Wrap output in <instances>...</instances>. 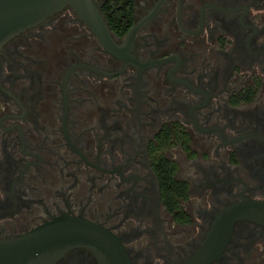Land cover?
<instances>
[{
  "label": "flooded vegetation",
  "instance_id": "obj_1",
  "mask_svg": "<svg viewBox=\"0 0 264 264\" xmlns=\"http://www.w3.org/2000/svg\"><path fill=\"white\" fill-rule=\"evenodd\" d=\"M108 1L118 45L141 23L130 60L70 6L0 48V239L70 215L132 264H182L222 210L264 202V0H133L123 35ZM211 264H264V224L236 220Z\"/></svg>",
  "mask_w": 264,
  "mask_h": 264
},
{
  "label": "water",
  "instance_id": "obj_2",
  "mask_svg": "<svg viewBox=\"0 0 264 264\" xmlns=\"http://www.w3.org/2000/svg\"><path fill=\"white\" fill-rule=\"evenodd\" d=\"M70 6L91 27L101 44L130 60L129 51L141 23L118 45L95 0H0V48L11 38ZM264 224V202L245 199L229 205L211 222L200 248L182 264H211L229 241L236 220ZM84 245L99 264H132L119 238L91 221L61 215L14 237L0 239V264H48L73 245Z\"/></svg>",
  "mask_w": 264,
  "mask_h": 264
},
{
  "label": "trees",
  "instance_id": "obj_3",
  "mask_svg": "<svg viewBox=\"0 0 264 264\" xmlns=\"http://www.w3.org/2000/svg\"><path fill=\"white\" fill-rule=\"evenodd\" d=\"M133 0H109L104 7V13L108 22L116 29L119 35H123L129 26V21L132 17ZM165 181V196L175 199L176 195L183 193V185L181 182L173 178L164 177Z\"/></svg>",
  "mask_w": 264,
  "mask_h": 264
}]
</instances>
